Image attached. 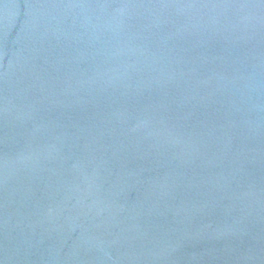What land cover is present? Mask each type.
I'll use <instances>...</instances> for the list:
<instances>
[{
    "label": "water",
    "instance_id": "obj_1",
    "mask_svg": "<svg viewBox=\"0 0 264 264\" xmlns=\"http://www.w3.org/2000/svg\"><path fill=\"white\" fill-rule=\"evenodd\" d=\"M0 264H264V0H0Z\"/></svg>",
    "mask_w": 264,
    "mask_h": 264
}]
</instances>
